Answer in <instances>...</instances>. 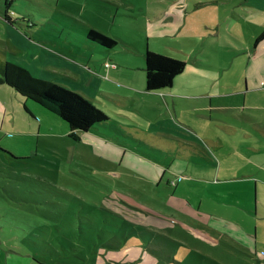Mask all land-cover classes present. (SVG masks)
<instances>
[{"label":"rangeland","instance_id":"rangeland-1","mask_svg":"<svg viewBox=\"0 0 264 264\" xmlns=\"http://www.w3.org/2000/svg\"><path fill=\"white\" fill-rule=\"evenodd\" d=\"M4 1L0 0V59H11L38 78L81 93L80 85L60 64L73 63L66 58L72 53L67 43L84 38V26L131 46L140 29L126 17L125 6L113 2L135 5L138 11L173 3L184 7L191 0H13L9 4L17 19L14 25L3 19ZM80 52L73 53L74 63L92 58V51L88 56ZM94 101L103 109L111 105L100 97ZM24 105L31 108L32 116ZM258 127L251 124L246 129L262 139ZM76 136H70L60 118L0 86V264H115L107 263L101 251L124 246L134 232H120L113 225L120 224L118 220H109L111 225L104 222L102 213L109 210L140 223L138 231L143 234L138 239L147 238L150 229L183 243L191 251L182 255V264H208L205 257L220 264H257L253 256L214 248V232L201 220L202 214L223 208L214 209L205 193L219 189L220 203H247L252 209L253 190L249 194L224 190L209 180L210 168L190 165L184 173L172 174L165 165H154L130 149L117 159L116 143L107 137L86 140L78 132ZM117 137L121 142L129 139ZM69 195L79 198V203H69ZM233 212L231 216L239 219Z\"/></svg>","mask_w":264,"mask_h":264},{"label":"crops","instance_id":"crops-1","mask_svg":"<svg viewBox=\"0 0 264 264\" xmlns=\"http://www.w3.org/2000/svg\"><path fill=\"white\" fill-rule=\"evenodd\" d=\"M113 4L125 6L126 17L134 19L140 29L132 45L116 41L115 48L105 49L85 37L71 38L67 46L72 53L66 58L73 63L60 64L80 85V95L93 105L97 97L111 104L105 109L97 106L108 118L103 127L78 133L86 140L96 135L107 137L116 143L113 151L117 159L130 149L153 164L165 165L172 174H182L190 165L210 168L206 171L209 180L224 190L248 194L253 190L252 209L247 203H220L219 189L205 193L211 196L214 209L223 208L202 214L201 220L214 232V248L253 256L257 264H264V37L255 41L264 33V0H191L184 7L173 3L138 11L133 4L131 8L128 3ZM83 28L85 33L93 29ZM79 49L87 56L92 51V58L74 63L73 53ZM147 49L186 63L172 87L146 90L143 56ZM251 124L259 126L256 130L262 139L246 129ZM118 134L129 139L121 142ZM140 209L148 212L143 206ZM231 211L238 213L239 219L232 217ZM128 222L136 230L130 231L134 233L125 239L126 244L101 251L107 263L182 264V255L191 251L150 229L146 232L160 237L143 248L137 238L143 234L138 231L140 223ZM205 259L208 264H220Z\"/></svg>","mask_w":264,"mask_h":264},{"label":"trees","instance_id":"trees-1","mask_svg":"<svg viewBox=\"0 0 264 264\" xmlns=\"http://www.w3.org/2000/svg\"><path fill=\"white\" fill-rule=\"evenodd\" d=\"M11 2H13V0H5L3 3V19L6 23L14 25L17 19L14 18L15 14L11 10L12 7L9 4ZM263 37L264 33L255 41L259 42ZM85 39L91 44L105 49H113L117 45L114 39L93 29H86ZM143 59L145 87L149 92L162 91L172 87L175 78L180 75L186 67V63L182 60L148 49L145 51ZM2 85L10 87L20 97L33 101L49 113L60 118L68 125L70 136H76V132H86L103 127L108 121L105 113L79 93L51 80L37 78L32 75L27 68L14 62L0 59V86ZM24 110L29 113L25 105ZM66 193L69 194L68 192ZM69 196L71 198V200L68 201L69 203H79L80 199H76L74 197L75 195ZM109 213H102L104 222L110 224L109 220H118L120 224L113 225L117 226L116 228L120 229V232L124 229L130 231L136 230L135 225L132 222H128L129 220L125 221L124 218L114 213ZM90 219V217L87 218V223H90ZM111 234L112 236L116 235V233ZM145 235L148 237L139 239L143 248L150 246L151 243L154 244V239L160 237L150 231L145 232ZM146 239L148 240L146 241ZM36 260L37 259H35V261Z\"/></svg>","mask_w":264,"mask_h":264},{"label":"built area","instance_id":"built-area-1","mask_svg":"<svg viewBox=\"0 0 264 264\" xmlns=\"http://www.w3.org/2000/svg\"><path fill=\"white\" fill-rule=\"evenodd\" d=\"M106 66H108V64Z\"/></svg>","mask_w":264,"mask_h":264}]
</instances>
